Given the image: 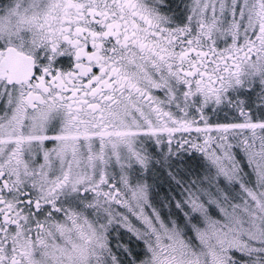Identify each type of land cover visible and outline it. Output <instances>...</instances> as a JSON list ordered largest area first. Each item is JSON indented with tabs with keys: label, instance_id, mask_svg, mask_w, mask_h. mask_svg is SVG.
<instances>
[{
	"label": "snow or ice",
	"instance_id": "snow-or-ice-1",
	"mask_svg": "<svg viewBox=\"0 0 264 264\" xmlns=\"http://www.w3.org/2000/svg\"><path fill=\"white\" fill-rule=\"evenodd\" d=\"M0 264H264V0H0Z\"/></svg>",
	"mask_w": 264,
	"mask_h": 264
}]
</instances>
